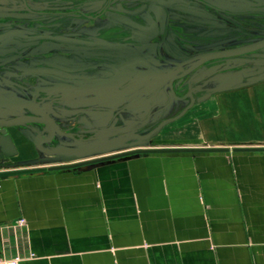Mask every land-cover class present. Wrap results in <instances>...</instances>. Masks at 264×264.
<instances>
[{
	"label": "crops",
	"instance_id": "crops-1",
	"mask_svg": "<svg viewBox=\"0 0 264 264\" xmlns=\"http://www.w3.org/2000/svg\"><path fill=\"white\" fill-rule=\"evenodd\" d=\"M209 86L178 94L185 112L158 131L153 149L41 164L44 153L90 146L40 149L26 137L30 124L8 130L16 149L8 156L0 136V258L264 264V80ZM46 117L55 140L60 126Z\"/></svg>",
	"mask_w": 264,
	"mask_h": 264
},
{
	"label": "rangeland",
	"instance_id": "rangeland-1",
	"mask_svg": "<svg viewBox=\"0 0 264 264\" xmlns=\"http://www.w3.org/2000/svg\"><path fill=\"white\" fill-rule=\"evenodd\" d=\"M0 1L23 6V0ZM25 1L34 13H0V116L26 113L51 117L55 125L60 126V131L56 135L55 144L46 147L49 150L62 146L68 149L75 144L87 149L93 145L113 143L105 149L96 147L86 153H68L51 160L44 154L39 155L38 159H43L41 164L49 162L67 166L71 161L83 158L153 149L158 142L159 133L151 134L153 130L163 120L181 114L183 108L173 95L169 96L167 87L171 76L182 70L167 74L165 69L173 68L180 61L206 49L225 48L264 39V33L260 29L256 30L264 27L263 22L247 24L242 19H235V23L216 25L202 22L195 24L192 19L183 21L189 16L183 18L186 15L175 0L168 7L170 14L174 16L172 22L154 20L155 22L143 24L147 29L125 24L119 15L132 17L129 11L142 8L149 0ZM184 1L189 3L192 0ZM198 1L217 4L224 9L234 4L242 8L250 2L257 7L264 5V0ZM38 2H50V5L41 6ZM104 4L111 6L107 9V19L87 21L84 24L70 20L73 12L98 15ZM49 11L56 13L54 24L35 18V13L40 15ZM155 11L153 14L156 16L166 15L158 8ZM148 15L146 13L144 16ZM218 15L226 17L220 13ZM141 20L145 21V18L142 17ZM42 25L43 29L58 33L60 38L56 41L52 38L37 39ZM118 30H122V37L115 41L119 42L116 47L122 51V55H114L110 48L106 56L102 55L101 44L91 34L99 36L101 32L107 31L114 35ZM66 31L70 33L68 41L62 38ZM81 32L89 34L88 40L91 43H85L82 37L71 38L75 37L73 33ZM138 33H141L140 37ZM227 37L236 38L232 40L226 39ZM54 55L70 57V69L59 66L48 70L53 66L47 59L50 60L49 57ZM54 70L57 71L53 77L46 75ZM115 70L120 73H115ZM262 72L264 49L239 57L211 61L182 79L183 82H177L175 89L177 94L184 92L189 86L199 90L207 85H210L208 89L217 85L221 89L247 82L248 77ZM211 81L215 83L212 84ZM7 89L10 90V95H2ZM138 95L149 97L150 106L141 110L137 105L141 99L136 101L135 106L134 97ZM7 99L16 105L6 104L4 108L2 102ZM147 110L150 113H143ZM30 127L32 128H27L26 131L32 133V136L50 134L49 126L34 124ZM140 135L147 137L141 138Z\"/></svg>",
	"mask_w": 264,
	"mask_h": 264
},
{
	"label": "flooded vegetation",
	"instance_id": "flooded-vegetation-1",
	"mask_svg": "<svg viewBox=\"0 0 264 264\" xmlns=\"http://www.w3.org/2000/svg\"><path fill=\"white\" fill-rule=\"evenodd\" d=\"M172 1L173 0H149V3H147L146 5H143L142 8L139 7V9L137 8V9H133L132 11H129V13L132 14V17H129L131 15L128 16V15H123V14L119 15V16L121 18H123L122 22H124L125 24H128V25H133L134 24L135 26H137V28L141 27V28H144V29H147V27H145L143 24H149L151 22H155L154 20H158L159 22H164V23H168V22L171 23L172 22V18L174 16L170 14L171 11L169 10L168 7H169V4ZM175 1H176V3H179V5H180L179 8L182 9V12L186 15V16H183V18H186L187 16H189V18L183 19V21H186V22L189 21L188 19H192V20L195 21V24H200L202 22V23L216 24L217 25V24H222V23H224V24H226V23L227 24L228 23H235L236 22L235 19H242L247 24H250V23L251 24H254V23L256 24L257 22H260V23L263 22L264 23V5H260V6L257 7V6H254V4L250 2L248 4V6L246 5L245 7H242V8H240L238 6L236 7L235 4H234V6H230V7H227V8L224 9L223 7L220 8L219 5H217V4L213 5V4H210V3H204L202 1L200 2L198 0H192L189 3L184 1V0L182 1V3H180L181 0H175ZM38 3H39V5L43 6V4H49L50 2H38ZM98 3L101 4V2H98ZM161 4H163V5H161ZM0 6L14 8L15 9V10L0 9V13H7V14H9V13H26V12H29L30 14L34 13L33 11H31V9L28 6L27 1H25V0H23V6L22 5H19V6L10 5V4H7L4 1H0ZM101 7H103V8H102V10L100 12H98L99 13L98 15H90V14L82 15L80 13L73 12L72 13L73 17H70V20H73L74 22L77 21V22H80V23H83V22L86 23L87 21L88 22H95V21H99L100 19H103V18L107 19V15H106L107 12H108L107 9L110 8L111 6H110V4L109 5L104 4ZM145 7L148 8V10ZM155 8H158V9L162 10L166 15L165 16H156V15H154L153 13L156 12ZM121 10H123V9H121ZM146 13H148L149 15L148 16H144ZM219 13L221 15H223V16H226L227 18L226 17H220L218 15ZM35 14H36L35 18L37 20L42 21V22L46 21V23L49 22L51 24H54L55 14L56 13L49 11V12H46V13L40 14V15L37 14V13H35ZM111 16H114V15H111ZM142 17L145 18V21L141 20ZM180 17H182V16H180ZM180 17H178V18H180ZM111 18H114V17H110V19ZM102 22H105V21H102ZM4 23L9 24L8 22H4ZM6 28H8V27H6ZM41 29H42V31H40V33H38L37 39H40V38H42V39L43 38H52V39H54L56 41V40H58V38H60V35H58V33L52 32V30L50 31V30L43 29V25L41 26ZM257 29H260L264 33V27L256 28V30ZM43 30H46V31H43ZM226 31H229V30H226ZM2 33H4V32H2ZM73 34H74L75 37L72 36ZM73 34H71V36H72L71 38L74 39L76 37H78V38L82 37L81 39H84L85 43H91V41L88 40L90 38L88 33H87V35H86V33H83V32H81V33H73ZM140 34L141 33H138L139 37H140ZM91 35H93L94 40H98L99 43L101 44V49L100 50L102 52L101 51L100 52H101L102 55L106 56L107 50L110 48L111 50H113L112 53L117 56L118 50H117L116 46H117V43H119V42H117L115 40H117V39L120 40L121 39L122 30H118L117 32H115L114 35H110V33H107V31L101 32L99 34V36H96L95 34H91ZM62 38L66 39L68 41L70 39L69 31H66L65 34H62ZM78 38H76V39H78ZM235 38L236 37H227L226 39L234 40ZM263 49H260V50H263ZM54 56L49 57V58H51L50 60L47 59L49 61L50 65L53 66L51 69H48V70L51 71L54 68L57 69L59 66L62 67L63 69H70V57H67V58L63 57L62 58V57H57V55H54ZM59 63H61V64H59ZM183 69H181V70H183ZM165 70H167V69H165ZM56 71L54 70V71L51 72V74L47 73L46 75L53 77L54 73ZM177 71H180V70H177ZM177 71H175L174 73H176ZM114 72L115 73H120V72H117L116 70ZM165 73H167V72H165ZM167 74H172V73H167ZM55 75H56V73H55ZM253 76H255V75H253ZM247 79H250V77H248ZM175 92L177 94L176 89H175ZM4 94L5 95H10V90H8V89L4 90L2 95H4ZM39 96H41V94H39ZM177 97H178V94H177ZM11 102L12 101H10L8 99L6 101L3 100L2 106L4 108H6L4 106L6 104L7 105H12V104L16 105V103H14V102L11 103ZM25 134H26V137L33 138V142L36 144L37 138L39 137L38 135L32 136V133H30V132H26ZM40 136H42V135H40ZM44 138L46 139V142L42 143V145H41L42 149H43L44 145L51 144L52 142H55V140H53V139L50 140V141H47V136H45V135H44ZM68 153H70V152H66V151L60 152V151H58L57 153H54V154H51V155H47L46 153H44V155H45V157H48L51 160V159L57 158L59 155L68 154Z\"/></svg>",
	"mask_w": 264,
	"mask_h": 264
},
{
	"label": "water",
	"instance_id": "water-1",
	"mask_svg": "<svg viewBox=\"0 0 264 264\" xmlns=\"http://www.w3.org/2000/svg\"><path fill=\"white\" fill-rule=\"evenodd\" d=\"M0 9H6V10H15L14 8H9V7H3L0 6ZM264 48V39L254 41L251 43L247 44H242V45H236V46H230V47H225V48H219V49H213V50H208L204 52H200L197 54H194L183 61H180L176 66L173 68L165 70L167 73H174L177 70H181L179 73L174 74L171 76L168 82V87L172 93V95L178 99L176 93H175V83L179 80L184 79L185 77L189 76L192 74L194 71L199 69L200 67L204 66L205 64L214 61V60H223V59H229V58H234V57H239L243 56L246 54L254 53L260 49ZM264 80V72L250 77L248 81H262ZM191 93H188L187 96H190ZM185 96L184 98H186ZM190 104L187 109L191 106ZM186 109V110H187ZM185 112V111H184ZM183 112V113H184ZM181 113L180 115H182ZM180 115H177L172 118H167L163 120L154 130L151 134H154L158 132L165 124L174 121L180 117ZM30 124H36V125H46L49 126L52 124L50 118L40 116V115H35V114H17L14 115L13 117L10 118H0V136L4 137L6 142H7V147L3 149V153L10 156L16 153V149L14 147L12 138L10 134L8 133V130L12 127H21L25 125H30ZM141 138H146V135H140ZM46 142V139L44 138V135L39 136L36 141V145L38 148L42 149L41 145L42 143ZM117 143V142H116ZM113 143L109 144L112 145ZM108 145V146H109ZM99 145H96L94 147H90L87 149L86 152H89L90 150L98 147ZM101 146H105L102 145ZM61 150V151H60ZM58 151H66V149H59ZM76 154H80V152H76ZM1 157V153H0Z\"/></svg>",
	"mask_w": 264,
	"mask_h": 264
},
{
	"label": "built area",
	"instance_id": "built-area-1",
	"mask_svg": "<svg viewBox=\"0 0 264 264\" xmlns=\"http://www.w3.org/2000/svg\"><path fill=\"white\" fill-rule=\"evenodd\" d=\"M0 187H1V185H0ZM18 223L25 225L26 220L25 219H19ZM0 264H20V258L19 257L12 258V259L0 258Z\"/></svg>",
	"mask_w": 264,
	"mask_h": 264
}]
</instances>
